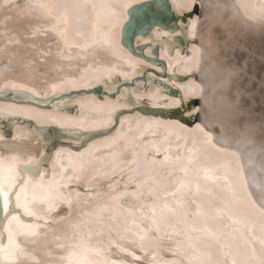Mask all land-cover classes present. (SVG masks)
I'll return each instance as SVG.
<instances>
[{"label":"snow or ice","instance_id":"snow-or-ice-1","mask_svg":"<svg viewBox=\"0 0 264 264\" xmlns=\"http://www.w3.org/2000/svg\"><path fill=\"white\" fill-rule=\"evenodd\" d=\"M9 6L39 22L31 36H51L58 46L56 58L68 61L69 71L73 60L88 61L89 56L95 59L100 53L115 55L117 27L134 30L150 14L155 19L158 9L168 7L159 0L0 2V8ZM239 6L248 19L264 22V0ZM196 7L195 0L173 4L180 12L190 13ZM215 7L228 10L224 5ZM248 9L252 16H248ZM190 23L195 35L199 17ZM224 39L219 33L210 36L207 49L214 50V44L218 46ZM8 43L18 45L20 40L10 38ZM75 49L79 51L73 54ZM204 52V45L194 46L187 61L192 67L186 69L190 75L200 72L201 80L177 83L182 94L164 106L179 110L195 99L204 103L176 120L137 118L135 127L129 123L124 128V120L118 121L115 114L118 108L130 107V100L97 105L79 117L65 115L59 106L52 112H33V119L61 129L91 131L99 127L105 131L97 134L108 136L114 130L115 135L104 142L106 155L94 154L92 145L75 153L57 151L54 164L58 171H40L48 157L26 160L29 154L23 150L19 155L0 153V264H264V181L250 182L246 177V167L256 166L251 153L245 165L239 147H223L221 142L238 131L234 123L227 116L209 122L204 105L206 86L211 85L206 84L209 73L201 68ZM40 55L48 57L51 53ZM21 67L38 70L31 59H22ZM91 68L89 63L84 71ZM104 72L111 76L114 69ZM85 81L84 75L69 77L52 83L51 89L55 95L90 87L91 82ZM95 82L107 83L99 75ZM9 89L38 95L25 84L5 78L0 94H7ZM154 97L150 94L147 99ZM185 116L203 119L189 128L182 122ZM117 122L119 129H115ZM154 125L172 131L162 139H149L157 135L152 131ZM86 134L74 133L73 138L80 141ZM217 154L230 159L216 165ZM260 170L264 171V164ZM104 181L107 191L99 187ZM253 186L260 193L259 201L250 191ZM59 226L63 231H58ZM49 231L53 232L51 241ZM50 244L55 245V251ZM41 251L46 259L40 258Z\"/></svg>","mask_w":264,"mask_h":264},{"label":"bare ground","instance_id":"bare-ground-1","mask_svg":"<svg viewBox=\"0 0 264 264\" xmlns=\"http://www.w3.org/2000/svg\"><path fill=\"white\" fill-rule=\"evenodd\" d=\"M171 7L176 16L180 17L185 12H180L179 9H174L173 4L184 3L185 0H169ZM2 2V0H0ZM17 4H25L27 0H15ZM201 7V14L199 17V23L196 29L195 35L191 34V21L195 20L197 17H193L187 21L183 26L179 22L180 27L178 32L174 35H182L187 41L196 40L195 44H190L188 48V54L181 56L179 50H175L171 53L169 46L165 42H171V36L159 31L153 30L146 39H140L135 41L136 44L150 43L160 45L158 57L166 65V72L170 76L169 80L164 81L169 84L171 88L177 90L182 94L183 89L177 87V83L172 80V78L177 76H187L190 75L186 69L192 67L190 63H187L188 58L193 56V47L205 46V52L203 55V60L201 63V68L209 73L208 81L206 84L210 83L211 86H206L205 96L207 103L204 105L205 112L208 114L209 122H214L217 118H223L227 116L237 128V132L231 136V138L222 141L224 148L228 150H234L240 148L244 154V163L247 165L249 153H251L255 159L256 166L253 168L246 167V177L250 182L256 181V174L260 170L262 164H264V130H259V128H264V124H255L253 122H247L251 116L247 114L249 110L247 108H241L239 106V100L245 96H251L255 92H247V90H241L239 86V93L233 88V81L240 80L252 81V75L257 68V64L264 62L263 58L255 56L254 52L250 49L249 44L254 43L258 38L264 37V22L256 19H248L245 15V10L239 5L242 3H249L250 0H195ZM215 5L227 6V11L222 8L215 7ZM235 13V14H234ZM248 16H252L253 13L251 9L247 10ZM39 26V22L28 17L26 12H22L19 8L9 6L7 8H0V90L3 89V81L5 78L13 80L18 83H23L27 87L35 90L38 95H33L31 93L21 92L13 93L11 89L7 90V93H12L14 99H33L36 102L42 104L47 103L50 99L70 93L72 91L90 89L95 86L101 85V87L108 93L116 91L117 87L124 82H134L133 85L128 88L121 90L118 97L111 100L108 97H104L101 101H98L94 96L87 97H75L63 104L56 105L51 111H45L33 108L27 105H17L14 103L2 102L0 101V121H12L14 119H20L22 121H31L38 130H44L48 127L55 128L59 134L67 137L63 140V144H70L78 151H83L89 145L93 146V152L97 155H106L107 149L104 147V142L108 139V136L115 135V131L108 136L97 134L98 132L105 131L97 127L95 130H87L81 128H64L61 129L57 125H53L48 121L36 120L32 118L33 112H52L57 106L61 108L75 106L77 112L73 115H69L64 111L65 115L72 117H79L80 114L88 109L95 108L97 105L106 104L111 102L113 104L118 103L119 100H130L131 106L127 108H118L115 115L121 110H127L129 113L121 117L119 120H124V128H127L129 123L135 127L136 119L149 120V121H163L161 118L143 116L140 113L130 111L133 107L137 106L141 109H171L176 108L175 106L169 108L165 107L166 104H171L173 98H167L163 93L162 89L158 86H150L144 89L137 79L141 76L146 68H153L150 64L139 60L136 57L131 56L128 51L122 47L119 43L117 27L115 31V55L112 53H100L95 59L89 56L88 61H76L71 62V71H69V62L61 61L56 58V53L58 50L57 44L54 42L51 36L37 35L32 37L31 33L34 28ZM224 36L223 41L214 44L213 49H207V43L209 37L213 38L216 34ZM27 37V38H26ZM10 38L19 39L20 43L11 44L8 43ZM163 43V44H162ZM50 52L51 55L48 57H43L40 55L41 52ZM78 49L73 50V54L78 52ZM146 56L151 57L150 50L145 48ZM256 58H259L257 60ZM22 59H31L35 62L36 71L25 70L21 67ZM44 60L45 63L40 61ZM92 65L90 71L85 72L84 69L88 67V64ZM108 68H113L114 72L111 76H108L104 70ZM63 69V70H60ZM156 71L162 72L160 68H155ZM122 73L127 74V78ZM197 78L193 75L189 80H201V73L195 72ZM84 75L86 77L85 82H91L90 87L84 88H74L69 89L65 92H58L53 94L51 89L52 83H59L62 79H67L69 77H76ZM101 76L102 80H106L107 83H96V76ZM152 78V75H148V80ZM188 80V81H189ZM127 90V91H126ZM159 90V92H157ZM229 92L231 96L235 94L237 98L233 99L229 97ZM150 94H155L153 100H148L147 96ZM140 95L143 99L137 100L136 97ZM199 100V99H198ZM204 103L199 100V106ZM81 105L85 107L82 108ZM186 105V104H185ZM32 111H27V110ZM247 110V112H243ZM95 116V114H94ZM257 116V115H255ZM97 119H103L102 116H96ZM237 118H247L245 124L240 126L237 124ZM203 119L200 116L199 121ZM167 122V121H165ZM120 128L118 122L117 129ZM12 138L10 140H5L3 134L0 132V153H5L7 155H19L20 151L23 150L29 155L25 159L38 158L44 159L46 157L44 148L41 144V136L38 131H29L26 128H21L15 125L11 126ZM152 131L156 132L155 137L149 136V139H162L165 135H168L171 129H167L163 126L152 128ZM74 133H87L82 137L80 141L73 138ZM261 134V135H260ZM91 136V139H88ZM87 141L85 143L84 141ZM238 141L240 143H238ZM83 144V147L81 145ZM233 146V147H230ZM15 148L16 151H11ZM69 151V148H57L55 152L44 162L49 170L58 171V167L55 166L54 161L56 159V153L59 150ZM99 149L97 152L96 150ZM72 152V150H70ZM37 153L39 155H37ZM75 153V152H73ZM230 157H226L222 154H217L214 160L216 165H223L226 160ZM67 163V161H64ZM41 164L40 171H44L43 164ZM234 163V162H233ZM223 175V172L220 173ZM32 175V174H30ZM119 177H115L117 179ZM38 179V178H37ZM257 182V181H256ZM107 181H104L99 185L102 191H107L106 187ZM254 186L250 189L253 193L254 199L259 201L260 194L254 191ZM61 211H63V206ZM55 215V214H53ZM27 220V218H25ZM58 231H63V226H59ZM53 232L49 231V240H52ZM55 251V245H49ZM139 255V251L137 250ZM164 258H170L169 254L161 253ZM41 259H46L43 252L39 254ZM131 260V257H127Z\"/></svg>","mask_w":264,"mask_h":264},{"label":"water","instance_id":"water-1","mask_svg":"<svg viewBox=\"0 0 264 264\" xmlns=\"http://www.w3.org/2000/svg\"><path fill=\"white\" fill-rule=\"evenodd\" d=\"M161 4H167V10L161 8L158 9V15L155 19L152 18L150 14L142 23V25L136 29H129L127 27L121 29L117 28L119 43L122 47H124L128 53L138 58L139 60L150 64L153 68H146L141 76H138V80L141 83L144 89L150 86H158L162 89L163 93L167 96V98H175L178 94H180L174 88H171L167 81L169 80L170 76L166 72V65L165 63L159 59L158 53L160 45L145 43V44H136L135 41H139L140 39H146L153 30H159L169 36H171V42H165L169 46V50L171 53H174L175 50H179V54L183 56L184 54H188V48L190 44H195L196 40H185L182 35H174L178 32L180 24L184 26L187 21L193 17H198L201 14V7L198 2H196L197 7L188 13H184L182 16L178 17L175 15L171 3L169 0H159ZM163 44V43H162ZM145 48L150 50L151 57L146 56ZM155 68H160L162 72H158ZM148 75H152V78L148 80ZM192 75L187 76H177L172 78L175 80V83H186ZM197 78V74L193 75ZM134 82H124L120 84L116 91L108 93L106 92L101 85L95 86L90 89H82L77 91H72L67 94H63L57 97L50 99L47 103L42 104L40 102H36L33 99H14V95L12 93L7 94H0V101L14 103L17 105H27L31 106L36 109L51 111L56 105L63 104L69 100L74 99L75 97H87V96H94L98 101H101L104 97H108L111 100H114L118 97L121 90L128 88L129 86L133 85ZM193 106H199V100L195 99L192 103H186L183 109L171 108V109H161L156 108L152 110L148 109H141L137 106L133 107L132 110L137 113L142 114L143 116H151L154 118H161L163 121H173L177 118H180L183 112L190 110ZM64 111L69 114L73 115L77 112V108L75 106H69L63 108ZM126 114L129 113L127 110H121L116 115L117 120ZM200 117H196L195 119H189L186 116L182 120L189 128L193 126L194 123L199 122ZM15 125L21 128H26L29 131H38L40 132L41 144L44 148L46 157H50L53 152L57 150V148H69L72 152H78V148L70 146V144H63V140L67 139V137L62 136L58 133L55 128L48 127L44 130H38V128L31 122V121H22L20 119H14L10 121H0V132L3 134L5 140H10L12 138V130L11 126ZM118 127V122L115 125V129ZM113 131H109L108 134H111ZM233 147V146H230ZM44 169H48L46 163L43 164ZM38 178V177H37ZM256 181H264V171L259 170L256 174ZM254 191L259 193L256 188H253ZM260 194V193H259Z\"/></svg>","mask_w":264,"mask_h":264},{"label":"rangeland","instance_id":"rangeland-1","mask_svg":"<svg viewBox=\"0 0 264 264\" xmlns=\"http://www.w3.org/2000/svg\"><path fill=\"white\" fill-rule=\"evenodd\" d=\"M249 46L255 56H259V58H263L264 60V37H259L256 42L250 43ZM259 58L256 59L259 60ZM259 61L260 63L257 64V68L252 75V81L241 82L236 79L233 81V88L237 90V94L239 93V86H241V90L255 92V94H251V96H247V98L243 96V98L239 100V106L249 110V112H247V110H243V112H247V114L251 116L249 120H247V118H237V124L240 126L245 124V120H247V122H253V120H255V124H257V122H259V124H264V62H261V60ZM229 97L233 99L237 98L235 94L231 96V92H229ZM259 130H264V128H259Z\"/></svg>","mask_w":264,"mask_h":264}]
</instances>
